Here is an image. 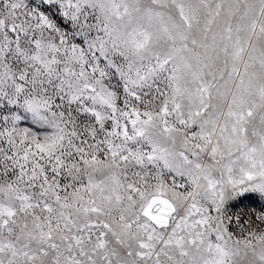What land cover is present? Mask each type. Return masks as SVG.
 <instances>
[{"label":"snow or ice","instance_id":"snow-or-ice-1","mask_svg":"<svg viewBox=\"0 0 264 264\" xmlns=\"http://www.w3.org/2000/svg\"><path fill=\"white\" fill-rule=\"evenodd\" d=\"M0 264H264V0H0Z\"/></svg>","mask_w":264,"mask_h":264}]
</instances>
